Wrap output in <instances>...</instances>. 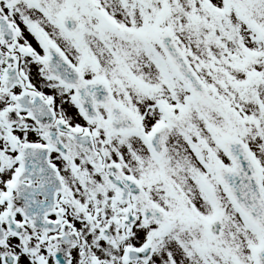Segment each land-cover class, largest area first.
Segmentation results:
<instances>
[{
	"label": "snow or ice",
	"instance_id": "obj_1",
	"mask_svg": "<svg viewBox=\"0 0 264 264\" xmlns=\"http://www.w3.org/2000/svg\"><path fill=\"white\" fill-rule=\"evenodd\" d=\"M0 264H264V0H0Z\"/></svg>",
	"mask_w": 264,
	"mask_h": 264
}]
</instances>
